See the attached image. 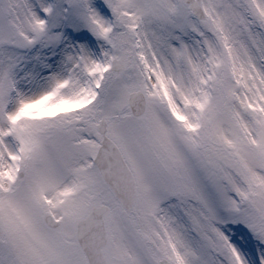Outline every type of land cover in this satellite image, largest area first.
Segmentation results:
<instances>
[{"label":"snow or ice","instance_id":"snow-or-ice-1","mask_svg":"<svg viewBox=\"0 0 264 264\" xmlns=\"http://www.w3.org/2000/svg\"><path fill=\"white\" fill-rule=\"evenodd\" d=\"M0 264H264V0H0Z\"/></svg>","mask_w":264,"mask_h":264}]
</instances>
